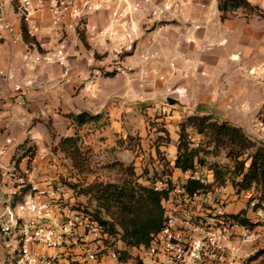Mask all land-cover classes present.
<instances>
[{"label":"built area","instance_id":"2783aa9c","mask_svg":"<svg viewBox=\"0 0 264 264\" xmlns=\"http://www.w3.org/2000/svg\"><path fill=\"white\" fill-rule=\"evenodd\" d=\"M8 2L41 50L31 57L32 63L59 65L67 76L71 68L69 34L89 30L90 40L96 42L98 30L90 20L97 13L109 14L103 41L115 43L113 60L109 62L115 65L122 63L127 48L135 42L129 24L134 15L145 12L153 25L161 27L182 16L190 0H1L0 4ZM42 11H48L51 19V37L45 42L41 40L40 27L32 23L35 14ZM0 32L9 33L13 43H18L19 36L6 12H0ZM26 58L30 59L29 53ZM150 59L147 54L140 55L142 62ZM0 75L5 83L15 80L10 71H0ZM34 80L14 85L19 107L26 105L25 90ZM35 144L17 145L15 137L0 128V232L4 241L15 242L12 253L18 257L16 264H100L105 259L124 264L121 230L111 232L103 221L79 206L76 191L62 183L68 171L60 164L67 160L35 154ZM176 160L177 157L171 162L172 173L164 172L159 161L162 171L144 184L163 194V227L148 246L128 247L134 252L132 262H263L264 255H257L264 249V204L258 210V202H250L252 216L248 210L244 214L233 212L229 209L230 194L215 185L213 171H203L195 161L192 168L182 169ZM68 167L74 170L73 165ZM192 183L202 187L192 191ZM242 219L247 223H242Z\"/></svg>","mask_w":264,"mask_h":264},{"label":"crops","instance_id":"0c3cea01","mask_svg":"<svg viewBox=\"0 0 264 264\" xmlns=\"http://www.w3.org/2000/svg\"><path fill=\"white\" fill-rule=\"evenodd\" d=\"M247 1L264 9V0ZM0 12L8 14L19 36L18 43L14 44L9 33L0 32V71H10L15 76L13 82L5 83L0 75V128L10 132L16 142L18 139L25 141L35 138L40 145L46 144V134L42 132L43 137L37 128L39 124L36 126L33 121L36 118L55 121L59 116V108L63 109L61 113L65 115L82 112L97 115L105 111L111 127L127 136V124L124 126L125 122L119 116L128 109L124 105H116L112 99L116 95L127 99L150 96L145 95L148 91L145 84L146 93L143 90L135 94L139 81L157 82V98L162 95L168 82H176L175 86L186 92L180 103L173 97L167 101L170 106H179L178 111H173V114L168 112L166 115L168 108L162 109L157 105V115L161 116L164 112V119L157 121L166 123L165 128L169 132L180 123L185 114L243 115L259 113L264 108V92L244 87L239 75L256 73L258 52L264 50V20H260L257 14H247L239 9L222 21L218 0H190L182 16L161 27L153 25L145 12L134 15L129 24L134 32L135 42L127 48L122 63L114 66H117L116 70L126 67L136 72L127 75L128 78L119 75L112 76L107 81L92 74L96 59L94 52L89 51L83 41L87 40L95 50L107 54L109 62L112 60L111 52L115 43L103 41L104 33L107 32L108 12H99L90 20V24L96 25L98 30L96 42L90 40L89 30L69 34L71 68L67 76L64 75L65 69L59 65L32 63L31 57L41 50L34 39L23 32L24 25L15 14L11 2L4 6L0 4ZM32 23L40 27L42 42L50 39L51 19L48 11L35 14ZM119 32L122 33V30ZM26 53L30 54V59L26 58ZM143 53H151L155 59L146 64L140 60ZM233 55H237L238 59H233ZM173 63L176 65L175 69L170 67ZM255 75L253 79L258 82L259 78ZM30 79L35 80L25 90L26 105L19 107L14 85H25ZM119 81L125 82L120 89H94L96 85ZM67 122L68 134L61 136L57 144L64 137L75 135L78 127L70 119ZM105 134L110 141V133ZM141 142L146 144L147 140L143 139ZM164 148L168 150L169 147ZM1 240L3 241V237L0 232V264H14L12 251L15 242L11 240L1 244ZM100 264L121 263L105 259ZM128 264H132L131 259Z\"/></svg>","mask_w":264,"mask_h":264},{"label":"rangeland","instance_id":"374dc122","mask_svg":"<svg viewBox=\"0 0 264 264\" xmlns=\"http://www.w3.org/2000/svg\"><path fill=\"white\" fill-rule=\"evenodd\" d=\"M261 10L263 14H258L259 19L264 20V9L262 8ZM83 42L89 51L94 52L96 59V63L91 70L92 74H97L109 81V78L112 76L124 75L128 78L127 75L130 76L132 72H136L130 71L126 67H120L118 68L119 70H116L115 67L117 66L110 64L113 59H110L109 63L107 54H102L98 50H95L93 48L94 46L89 44L87 40ZM145 54L151 57L146 64H149L151 60L155 59V56L151 53ZM257 63L258 68H256V73H239V75L240 82L244 87L250 90H258L260 93L264 92V50L258 52ZM173 64L174 66L170 65V67L175 69L176 65L175 63ZM252 74H256L255 76L259 78L258 82L254 81ZM142 82L139 81L135 94L137 95L142 92L145 84L148 89L147 93L144 90L145 95H150L147 98L134 96L133 98L127 99L116 95L112 99L116 105L119 106L121 104L120 106L124 105L128 109L119 116L122 122H125L124 126L127 124V136H123V132H116L111 127V121L106 116L108 113L105 111L97 114L100 115V119L86 123L81 127L82 129L79 127H76L77 129L75 127L73 128L81 137V149L87 157L88 165L82 173L68 167L69 164L71 166L73 165L71 159L65 156L64 153H61L58 148L57 143L59 138L68 134V118H66L65 114L61 113L63 111L62 108L58 109L59 116L56 117L55 121L50 118L44 120L36 118L33 121L34 125L37 126L39 124L37 126L38 130L46 134V144L40 145V142L38 143L35 138V140L28 138L25 141L24 139H18L16 142L17 145L25 142L37 143L34 147L35 154L53 155L61 162L67 160L64 164H60L61 166L64 165L62 169H67L68 171L66 173L67 178H62V183L74 189L76 191V199L79 201L78 205L82 206L85 211L93 213L99 220H102L111 232L120 229L114 221L117 212L116 204L109 203L105 207H102L94 196L85 192L86 188L96 183L123 186L131 182L137 186H144L148 180L150 181L153 177L157 176L159 171H162L161 166L158 165L159 161L164 165V172L172 173L173 167L171 166V162L176 157H182L184 159V150L181 152L178 150L181 125L189 117L203 116L198 113L182 115L181 120L177 118L178 121L180 120V123L176 124V127L171 128V132H169L165 128L166 123L161 120L157 121V119H164V112H162L161 116L157 115V105L162 109L164 107L168 108L166 115H168V112L173 114V111H178L179 106L178 104L170 106L167 101L173 97L176 98V102L179 100L178 103H180L185 98L186 92L175 86L176 82H168L169 84L163 89L162 95L157 98V82ZM124 85L125 82L121 81L112 84L106 82L103 85H96L94 89L113 90L116 87L120 89ZM211 116L218 122H227L232 126L241 128L247 138L264 144V108L255 114L239 115L231 113L212 114ZM15 132L18 133L19 131L15 130ZM106 132L110 133V141H108L109 138L106 136ZM186 133L188 151L190 152L192 150L195 153L194 161L204 168L203 171H213L215 185L225 189L230 194L229 209L231 211L246 212L248 210L247 212L252 216V208L249 203L253 202L254 199L258 202L257 209L262 208L264 204V189L257 187L255 184L247 188H243L242 186L243 175L247 172L250 164L247 159L253 152L252 150H243L234 140L230 141L226 139L221 142L216 141L208 134L198 133L191 125L187 128ZM140 134L142 135L140 136ZM42 135L44 137L43 133ZM143 139L147 140L146 144L141 142ZM164 147L169 148L166 150ZM241 163H244L243 170H241ZM261 234L263 235L264 232L261 231ZM4 242L6 241L1 240V244ZM129 248L124 243L122 244V250H124L122 257H125V254L132 257L134 252L132 253ZM17 261L18 257H15L12 262L16 264ZM146 262L150 263L148 260ZM124 264H128V262ZM259 264H264V260L263 262L261 260Z\"/></svg>","mask_w":264,"mask_h":264},{"label":"trees","instance_id":"16d2710c","mask_svg":"<svg viewBox=\"0 0 264 264\" xmlns=\"http://www.w3.org/2000/svg\"><path fill=\"white\" fill-rule=\"evenodd\" d=\"M218 3L222 21L228 19L233 12L239 9L247 14H263L259 7L251 5L247 0H218ZM23 32L26 33L25 26ZM66 118L80 128L86 123L97 121L100 119V115L94 116L88 112H82L80 114H68ZM190 125L198 133L208 134L216 141L234 140L243 150H252L253 152L247 159L250 164L247 172L243 175L242 186L247 188L255 184L264 189V144L247 138L241 128L232 126L227 122H218L211 115L192 116L181 125L178 150L179 152L184 150V159L177 157V167L189 169L194 166L195 153L192 150L188 151L186 139V131ZM80 142L81 137L76 132L74 136L62 138L58 148L71 159L74 169L82 173L88 164ZM243 169L244 163H241V170ZM201 187L200 183L190 185L192 191ZM85 192L94 196L102 207L109 203L116 204L117 212L114 221L120 228L122 240L127 247L148 246L153 235L160 232L163 227V208L161 205L163 194L161 192H155L146 186H137L131 182L123 186L96 183L88 186ZM244 213L243 211L242 214ZM242 223H247V221L242 219ZM262 255H264V249L258 253L257 258ZM131 258L125 254V257L121 258V262L127 263ZM132 264H142V261L135 259Z\"/></svg>","mask_w":264,"mask_h":264},{"label":"water","instance_id":"95a60500","mask_svg":"<svg viewBox=\"0 0 264 264\" xmlns=\"http://www.w3.org/2000/svg\"><path fill=\"white\" fill-rule=\"evenodd\" d=\"M232 58H233V59H238V56H237V55H233ZM252 72H253V70H252Z\"/></svg>","mask_w":264,"mask_h":264}]
</instances>
